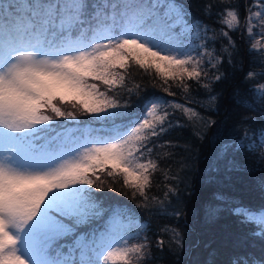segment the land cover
<instances>
[{
    "label": "snow or ice",
    "instance_id": "1",
    "mask_svg": "<svg viewBox=\"0 0 264 264\" xmlns=\"http://www.w3.org/2000/svg\"><path fill=\"white\" fill-rule=\"evenodd\" d=\"M241 7L246 12L243 18ZM202 11L216 16L219 29L202 24L176 0H0V264H131L133 257L144 264L152 255L147 237L130 243L140 239L139 231L129 235L132 225L125 223L122 213L112 210L102 231L91 227L109 211L96 195L106 184L100 173L112 178L110 190L122 177L133 198L137 194L143 198L137 206L149 207L146 190L158 165L147 158L153 151L148 145L173 126L170 113L156 114L158 105L182 109L189 121L204 118L194 108L161 97L145 100L140 111L132 113L130 99L120 102L108 90L124 86L126 77L116 69H125L131 60L146 72L154 69L165 83L179 80L185 91L189 88L185 77L195 80L209 93L208 105L202 106L215 107L222 93L212 94V85L226 78L220 70L225 60L235 66L238 49L231 33L241 30L249 41L255 35L264 39V0H215L205 3ZM192 36L201 43L189 46L186 41ZM217 40L219 51L214 46ZM249 52L264 55V48L253 42ZM208 69L215 74L209 76ZM255 75L264 76V70H250L246 78ZM139 88L128 89L129 95H139ZM163 91L174 95L168 87ZM253 91L264 100V84ZM64 103L109 122L108 134L83 143L60 132L53 135L56 117L76 118V113L62 110L59 104ZM49 111L54 115L46 114ZM213 123L208 119L205 127ZM194 134L203 138L200 132ZM248 136L245 130L233 143H223L207 172H219V162ZM259 136L264 145V129ZM233 167L239 170L229 161L228 170ZM213 180L208 175L206 182ZM174 192L169 187L165 199ZM151 199L163 209V201ZM213 199L221 203L208 205L206 218L215 219L225 210L222 205H228L226 210L241 217V223L256 226L250 235L264 237V208L249 209L222 193H214ZM83 225L89 226L87 231H80ZM161 231L181 244L175 228L164 226ZM156 244L162 249L164 241ZM231 264L261 261L237 257Z\"/></svg>",
    "mask_w": 264,
    "mask_h": 264
},
{
    "label": "trees",
    "instance_id": "2",
    "mask_svg": "<svg viewBox=\"0 0 264 264\" xmlns=\"http://www.w3.org/2000/svg\"><path fill=\"white\" fill-rule=\"evenodd\" d=\"M176 2L184 5L192 17L203 24L219 29L220 25L214 23L216 16H206L202 11L205 3H215V0ZM216 10L214 8L213 13ZM244 14L245 10L241 7V18ZM231 35L236 40L238 49L233 56L235 66H230L225 60L220 70L226 74V78L212 85V94L222 93L215 107L202 106L208 105L209 93L195 80L185 77L184 82L189 85L185 91L178 86L179 80H168L165 83L164 78L157 76L155 71L146 72L138 65L130 64L124 70L126 80L122 88L127 93L126 99L131 101L132 113L139 112L145 100L158 96L183 101L204 118L203 122H198L195 118L189 121L181 109L167 107V112L170 113L168 122L173 126L165 134L151 138L148 145L153 151L147 158L156 160L158 165L151 176V185L146 190L149 207L137 206L143 198L138 194L133 198L132 189L123 186L122 177H117L116 183L112 184L114 190L107 188V184L112 183V178L106 177L102 195H108L111 199L101 201L105 203L106 209H114L117 205L116 207L134 213L138 218V225L148 226L144 230L137 228L144 238L147 237L152 254L148 257V262L151 264H231L237 257L245 261L264 262V237L250 235L257 230L254 224L241 223V217L226 210L228 205H222L225 210L215 219L206 218V207L221 203L213 199L214 193L234 198L249 209L264 208V187H261L264 182V145H260L259 136L260 130L264 129V118H261L264 116V100L260 93L253 91L258 85L264 84V76L246 78L250 70L254 73L264 70V55L259 52L250 54L249 47L253 39L249 41L246 32L242 34L241 30H237ZM220 44L219 40L215 42L217 51ZM208 46L211 48L213 44L209 43ZM253 60L256 63H252ZM208 72L209 76L215 74L212 69H208ZM136 85L140 86L139 95L130 96L128 89L136 90ZM164 87H168L169 92L174 95L163 91ZM208 119L215 123L205 127ZM96 122L95 126L101 130H109L111 127L109 122L100 119ZM165 126L167 127V123ZM245 130L249 136L244 139L243 145L230 149L227 156L219 162V172L209 174L207 166L214 152L223 143L231 144L234 138L238 140L243 137ZM196 132L202 133L203 138L195 135ZM165 141L170 143L165 144ZM229 161L239 165V170L235 167L228 170ZM208 175L214 177L212 183L206 182ZM169 187L175 189V192L169 193L165 199ZM152 197L164 202L163 209L152 201ZM165 212L170 215H165ZM105 217L97 223L93 221L91 227L103 226ZM164 226L175 228L180 233V245L171 242L169 233L161 231ZM88 228V225H83L80 230L87 231ZM158 239L164 241L162 249L157 247Z\"/></svg>",
    "mask_w": 264,
    "mask_h": 264
},
{
    "label": "rangeland",
    "instance_id": "3",
    "mask_svg": "<svg viewBox=\"0 0 264 264\" xmlns=\"http://www.w3.org/2000/svg\"><path fill=\"white\" fill-rule=\"evenodd\" d=\"M252 2H254V0H249V3H252ZM253 10L254 11H258L259 9H253ZM245 15H246V12H245L244 16ZM253 23H254V27L256 29V32H259L260 31L259 23L257 21H254ZM244 32H246V31H244ZM246 34H247V32H246ZM253 42L257 43V48H264V39H262L259 35H255L253 37ZM186 43H189V46L199 45L201 43V39H198L195 36H192V37L189 38L188 41H186ZM130 64L136 65L133 61L129 60L128 63L126 64V66L128 67V65H130ZM124 70L125 69H119V68L116 69L117 72L122 73V74H124ZM151 70L155 71L154 69H151ZM90 82L98 83L99 86H100L101 91H106L107 90V86L103 85L100 82H97V81H90ZM124 92L125 91H124V89L122 87L117 86V87H114L111 90H108V95L114 97L115 99L119 100L120 102H124L125 100H127L126 99L127 98V93H124ZM161 98H163V99H165L167 101H175L176 103L184 104V105H187V106L192 108V106H190L187 103H185L183 101H180V100H176V99H173V98H170V97H161ZM59 106L65 112L72 111V112L76 113V118L75 119H66L64 117H56L54 119V122L52 123L51 130H50L53 135H55V133H57V132H60V133H63L64 136L69 138V139H75L76 143H83L86 140L102 138V137H104V136H106L108 134V130H101L100 128H98V126H95L98 123V122H96V121H98V118L92 116L91 114H82V110H80L78 105H77V107H73L72 104H70V103H64V104H59ZM150 106L151 105H149V107ZM167 107H169V106L168 105H164V104L158 105V107L156 109V114L157 115H163L164 112L168 111ZM46 114L54 115L50 111L47 112ZM141 118H143V117H141ZM195 119H197V118H195ZM100 175L102 177H104L105 180H107L106 174L100 173ZM96 195H97V197L100 200H102V199H111V197L109 198L108 195L107 196H103L102 192L96 193ZM101 196H103V197H101ZM104 204L105 203H103L101 201V206L104 209H106ZM116 206H114V209H112V208L110 210L108 209L109 211L105 212L103 214L102 218L104 216H106L105 217L106 218L105 222H106L109 219V215H110L112 210H115V211H117L119 213H122V215L127 218L125 220V223L131 222V225H132L131 233H129V235H132V234L136 233L137 231H139L140 239H131L130 243H138V242H140V240H142L144 237L141 234V231L138 230V228H137V226L139 224L137 216H134L133 215L134 213H131L129 211H125L121 207H119V206L116 207ZM94 222L97 223L98 221H94ZM103 227H104V224H103V226H101V227L99 226L97 228H99V230L102 231ZM148 261H149V258L144 262V264H151V262H148ZM117 264H121V262H117ZM131 264H137V261H136L135 257L132 258ZM261 264H264V262L261 263Z\"/></svg>",
    "mask_w": 264,
    "mask_h": 264
}]
</instances>
